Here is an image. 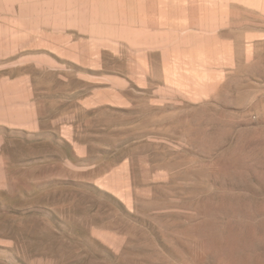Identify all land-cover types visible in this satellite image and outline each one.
<instances>
[{
  "label": "rangeland",
  "instance_id": "374dc122",
  "mask_svg": "<svg viewBox=\"0 0 264 264\" xmlns=\"http://www.w3.org/2000/svg\"><path fill=\"white\" fill-rule=\"evenodd\" d=\"M0 264H264V0H0Z\"/></svg>",
  "mask_w": 264,
  "mask_h": 264
}]
</instances>
